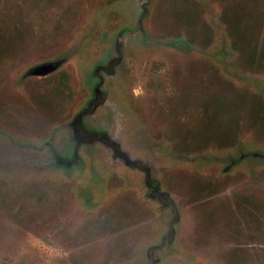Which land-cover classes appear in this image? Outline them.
Returning <instances> with one entry per match:
<instances>
[{
    "label": "rangeland",
    "instance_id": "rangeland-1",
    "mask_svg": "<svg viewBox=\"0 0 264 264\" xmlns=\"http://www.w3.org/2000/svg\"><path fill=\"white\" fill-rule=\"evenodd\" d=\"M0 264H264V0H0Z\"/></svg>",
    "mask_w": 264,
    "mask_h": 264
},
{
    "label": "flooded vegetation",
    "instance_id": "flooded-vegetation-1",
    "mask_svg": "<svg viewBox=\"0 0 264 264\" xmlns=\"http://www.w3.org/2000/svg\"><path fill=\"white\" fill-rule=\"evenodd\" d=\"M120 57H121V55H119V57L115 58V59H105L106 62L104 61L105 63H104V66H102V69L104 68V70L106 72H105V74L103 72H101L102 74H100V76H98V77H102L101 82H100V80L97 79L98 77H95L93 80L94 81L93 88L95 89L94 101H92L89 104V106H87V108H84L83 111L75 117L73 122H71L70 128H71V132L75 138L74 139L75 144L73 143V145H74L73 148L75 151L74 153H75L76 158L73 157L74 158L73 160L68 158L67 161L69 163L78 160L79 146H81L82 144H87L89 142L101 143L104 146H106L107 148H110L114 153H116V150L113 148L112 143L110 142L113 140V138L111 137V135L107 131L108 127L100 126L99 128H91V127H89V125L87 126V124H85L84 121H85V118H87L88 116H90V115L93 116L94 112H96L102 105H105L106 98L104 95L105 90L103 91V89L105 88L107 78H113L114 73H115V68L117 67V64H118L117 60H119ZM46 64H54L57 66L56 70H54L53 72L50 73V74H52V73L57 72L61 68L62 61L61 60L51 61V62H47V63L40 64L38 66H35L34 68H32L28 72V75L33 76V77H47V76H49L50 74L45 75V76H35L32 74V72L37 67H40V66L46 65ZM58 156L59 155L57 154V156H55V157H58Z\"/></svg>",
    "mask_w": 264,
    "mask_h": 264
},
{
    "label": "water",
    "instance_id": "water-1",
    "mask_svg": "<svg viewBox=\"0 0 264 264\" xmlns=\"http://www.w3.org/2000/svg\"><path fill=\"white\" fill-rule=\"evenodd\" d=\"M57 66L54 64H46L40 67H37L32 74L35 76H45L56 70Z\"/></svg>",
    "mask_w": 264,
    "mask_h": 264
}]
</instances>
